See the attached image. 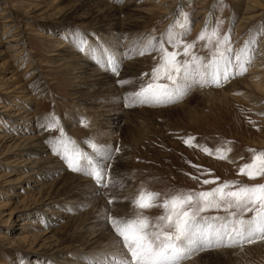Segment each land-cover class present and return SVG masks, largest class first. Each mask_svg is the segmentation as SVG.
I'll use <instances>...</instances> for the list:
<instances>
[{"label":"rangeland","instance_id":"1","mask_svg":"<svg viewBox=\"0 0 264 264\" xmlns=\"http://www.w3.org/2000/svg\"><path fill=\"white\" fill-rule=\"evenodd\" d=\"M84 1L92 5L89 0ZM106 1L118 6L126 2ZM158 1L135 0L130 6L131 10L125 12L124 17L141 20L140 25L139 22L133 25L132 33H124L131 37L128 44L129 38L120 39L117 32L111 31L114 21L108 22L104 31L92 26L89 13V17H79V21L71 22L68 18L71 12L67 8L70 0H0V28L6 25L7 19L10 25L8 33L0 38V135L8 132L5 129H9L8 123L12 115L17 113L16 109L31 108L28 110L32 114L28 118L30 131H15L25 137L34 136L39 139L42 145H47L45 149L50 151L43 157L50 154L63 165L62 174L60 172L57 178L62 177L65 182L55 183L56 186L52 187L46 185L43 190L53 193L57 209L63 212L62 218L67 215L71 217L67 225L63 224L64 221L56 220V224L47 223L41 212L45 208H33L40 182L31 183L27 187L20 179L24 167L19 165L23 160L29 161L33 157L22 154L10 158L9 155H3L2 151L0 177L14 173L11 178L20 180L13 183L16 186L12 188H2L0 183V264H87L83 260L85 255L103 253L106 249L107 253L110 252L106 236L111 233L116 240L119 237L106 217L135 216L136 209L129 201L141 188L167 193L179 189L207 190L214 186L202 185L192 179L193 176L201 180L219 177L221 181L264 183V177L250 180L247 176L238 175L239 167L248 162L251 156L247 149L264 150V94L258 91L249 93L234 83L236 79L247 80L246 74L249 71L246 76L231 79L221 87L194 86L182 100L172 104L126 106L129 102L124 99L127 94L138 90L141 83L148 82L150 77L142 74L150 73L158 60L156 52L140 56L130 51L148 36L159 38L170 24L182 18L181 10L188 13L191 20V32L186 36V42L196 41L206 22L214 25L222 21L221 36L229 33L233 48L239 49L249 38L250 30L255 31L264 25V6L252 10L248 8L251 0H204L201 9L210 10V21L207 17L201 23L202 15L196 13L198 3L195 0H181V4H176L170 14L160 9ZM86 9L91 10L88 7ZM243 18L245 21L238 25ZM63 27H67L68 32L61 45L62 39L59 36ZM13 32L21 33L24 38L12 40L16 36H11ZM73 33L84 34L90 45L98 47V56L101 58L106 55L104 49L113 52L112 48L115 47L117 50L113 53L121 57L123 63L119 75L102 68L95 60L80 52L71 42L72 39L68 40ZM258 40L263 42L264 37ZM13 45L20 47L18 55V50L16 53L10 51ZM203 45L204 41H196L192 51L208 60L210 50ZM166 47L172 50L170 45ZM68 48L75 50V57L79 58L85 68L87 79H84L85 86H80L79 90L71 84L65 71V63L73 60L74 55L67 54L64 57V52L60 50ZM124 54H129L131 58H123ZM90 67H96L102 73H91ZM121 80L131 83L122 86L118 83ZM77 95L83 96L76 99ZM52 116L57 118V126L53 129L43 127ZM60 129H63L64 140L74 141L76 147L90 154L92 150L89 141L113 149L111 160L106 162L109 166L107 187L96 183L90 176L72 171L66 161L53 152V142L61 136ZM10 131L9 134H13L14 131ZM189 135L196 138L197 144L213 150L221 145L230 147L232 151L228 153V160L217 159L207 155L201 148L185 145L183 138ZM226 141H231V144H225ZM117 148L118 152L115 151ZM192 164L202 166V169H211L212 172L201 176ZM70 176L92 180L93 185L101 190L100 193L92 196L82 182L75 187ZM31 188L35 190L34 194L29 190ZM5 189H8L6 194ZM110 199L114 201L112 204L108 203ZM27 205L31 210L25 211ZM161 211L160 208H153L146 211L145 215L156 217ZM212 214L226 215L223 211L208 213ZM54 227L60 233L50 231ZM45 232L44 237L51 236L50 239H35L34 235ZM94 236L98 238L96 242ZM49 243L51 250L43 251ZM204 251L200 264H264V241ZM226 251H233L234 259L222 255ZM212 252L218 254H209Z\"/></svg>","mask_w":264,"mask_h":264},{"label":"snow or ice","instance_id":"2","mask_svg":"<svg viewBox=\"0 0 264 264\" xmlns=\"http://www.w3.org/2000/svg\"><path fill=\"white\" fill-rule=\"evenodd\" d=\"M181 17L170 24L159 38L148 36L131 50L140 56L156 52L158 60L150 73L142 74L150 77L148 82L141 83L138 90L124 97L129 102L126 106L176 103L194 86L221 87L247 73L255 59L258 38L264 37V25L255 31L250 30L244 44L234 49L230 34H220L222 21L214 25L206 22L196 38V41H204L203 46L210 50V59L205 60L192 51L196 41L186 42V36L191 32L188 13L181 10ZM71 42L99 66L119 75L121 57L108 49L103 50L106 53L104 57H99L98 47L90 45L82 33H73ZM166 45H170L172 50ZM123 58L131 56L124 54ZM118 83L123 86L131 82L121 80ZM57 123V118L52 116L43 127L53 129ZM60 131L61 136L53 142V152L60 155L72 171L90 176L96 183L107 187L105 181L109 166L106 162L111 160L113 149L89 141L92 150L89 154L76 147L74 141L64 140L63 129ZM195 141L191 135L183 138L185 145L201 148L207 155L220 160H228V153L232 151L224 145L213 150ZM225 144H231V141ZM247 151L251 156L239 167L238 175L247 176L250 180L264 177V150L249 148ZM192 167L200 171L201 176L212 172L199 165L192 164ZM192 179L202 185L214 186L207 190L179 189L167 193L141 188L129 201L136 209L135 216L106 217L119 237L113 250L85 255L83 260L87 264H183L194 254L207 249L264 241V183L221 181L219 177L201 180L193 176ZM113 202L111 199L108 201L109 204ZM153 208L162 211L156 217L145 215ZM220 211L226 215H208Z\"/></svg>","mask_w":264,"mask_h":264},{"label":"bare ground","instance_id":"3","mask_svg":"<svg viewBox=\"0 0 264 264\" xmlns=\"http://www.w3.org/2000/svg\"><path fill=\"white\" fill-rule=\"evenodd\" d=\"M134 1L135 0H126V2H124V4L118 6L115 3H113V2L110 3V2H108L106 0L105 1L104 0H89V4H90V2H92V5L89 6L88 5V2H85L84 0H73V1L70 0V3H68L69 6L67 8H68L69 12H71V16L68 17V18L72 20L71 22H75V21H79V17H81V18H83L85 16L86 17H89V14H90L91 17H92L91 18L92 26H94L95 28H97L99 30H103V31L105 30L104 29V26L107 25L108 22L114 21V23L111 26V31L117 32L121 36L120 39L121 38L125 39L127 36L124 35V33H127V34L128 33H132L131 28H134L133 25H135L137 22H139V25H140V21H141L140 19H139L140 20L139 21L136 18H132L131 19L129 17H124L125 12L131 10L130 9L131 8L130 6H131V4ZM251 1L252 2L249 4V7H248L249 9L255 10L256 8H259V7H263L264 6V0H251ZM114 2H117V0H114ZM181 2H182L181 0H159L158 3H157V5L160 7V9H163L165 12H169V14H170L173 11V8L175 7V5L177 4V6H178L179 4H181ZM195 2L198 3V4H196V8H197L196 13L198 15H202L201 23L204 21L203 19L204 18L207 19V17H208V22H209L210 21V10H207V9L206 10H202L201 9L204 6L203 5L205 3L204 0H195ZM86 7L90 8L91 10L88 11L86 9ZM64 8H65V6H64ZM81 9H83L84 11L80 12L79 10H81ZM1 14H4V12L1 13ZM253 17H254V15H253ZM244 21H245V19L243 18L242 20L239 21L238 25L239 24H242V22H244ZM198 24L201 25L200 23H198ZM9 28H10V25H9V22H8V19H7L6 25L1 26V28H0V30H1L0 31V38H3L4 35L8 33V31L10 30ZM61 29L62 30H60V36H59V38L62 39V41H60L61 42V45H62L64 37L67 36L68 28L67 27H63ZM18 31H19V29H18ZM15 34H16V36H13ZM20 35H21V33L17 34L16 32H13L11 34V36H13L12 37V40H17V39L22 40L24 38V36H22V35L20 36ZM69 35H70V33H69ZM46 36H47V34H46ZM127 38H129L128 44H130L131 37L129 36ZM69 39H72L71 36H70V38H68V40ZM126 44L127 43H125L124 45H126ZM10 46H12V45H10ZM256 46H257V51L255 53V59L253 60L252 64L249 66V68H248V71L249 72L247 71L248 73L246 74L247 75V78H246L247 80L236 79L234 81V83H236L238 86H242V88H244L249 93H253V91H258V92H261L262 94H264V79H263L264 77L262 78V76H263L262 74H264V41L262 42V40H258V43H257ZM72 47H73V45H72ZM64 48H65V46H64ZM112 49H113L112 50L113 52H115L117 50L115 47L112 48ZM128 50H129V48H128ZM10 51H13V52L17 51L18 52L17 55L21 52L20 47H18L17 45L16 46L13 45V47H12V49ZM60 51L64 52V54H62V55H65L64 57H67V54L69 56L70 55H74L73 60H71V61L68 60V62L65 63L66 64L65 71H67V73H68V75L70 77L71 84H73L76 87V89L79 90L80 89V86H85L84 79H87L85 77V68L83 67L82 64H80L79 58L78 57H75V54H74L75 53V50H73L72 48H68V50H62L61 49ZM11 54H12V52H11ZM90 71H91V73L92 72L102 73L100 71V69H98L96 67H90ZM257 73H261L262 76L260 74H257ZM243 78H245V77H243ZM18 88L21 89L20 87H18ZM0 89H2V88H0ZM82 96L83 95H77L76 96V99H79ZM30 109L31 108H25V109H23V107H20L19 109H16L17 110V113L14 114V115H12L11 120L8 123L9 129L8 128L5 129L8 132H3L0 135V153L3 151L2 154L3 155H9L10 158L20 157L22 154H26L28 157H31V156L33 157L29 161L23 160V163L19 165V167H22V168L24 167L23 168L24 169V174H21L22 176H21L20 179L23 182H25V185L27 187L28 186L30 187V184L31 183H35L36 184V182H40V184H41L39 186L40 188L36 192V194L38 195V197L35 198L36 199V201H35L36 204L33 205V208H36V207L38 208L39 207V210H41L42 208H45V209H42L41 212H43L44 217L48 221L47 223L50 222V223L56 224L57 223L56 221H58V222L59 221H64L63 224L67 225L69 223L71 217L69 215H67V216H65V217L62 218V213L63 212H61V210H58L57 209V200L55 199L53 193L50 192V191L45 192L43 190L44 186H46V185L52 187V185L53 186H56L55 183L60 182L59 184H62V183L65 182V180H62L61 179L62 177L61 178L60 177L57 178V175L60 172L62 174L63 165L61 164V162L58 161L59 159L58 160L56 159L57 157H55V156H52L50 154H47L46 157H43L48 152L47 151L48 149H45V148H47L46 147L47 145H42L43 142L41 143V141L39 139L37 140L36 137H34V136H32V137H25L24 135H21V134H19V132L15 131V129L21 130L24 133L30 131V127L28 126V123H29L28 118L29 117H32V114H30L29 111H28ZM0 113H1V111H0ZM28 114H30V115H28ZM22 128H26L27 130L24 131ZM10 130H13L14 131L13 134H9V133L12 132ZM1 156H0V158H1ZM1 164L6 165V164H8V162L7 163L6 162L5 163L2 162ZM12 174H14V173H12ZM12 174L6 175V177H4V176H1L0 177V183H1V186H3L2 188H4V187L12 188V186H16L13 183L19 182L20 179H12L13 177L11 178V175ZM49 178H51V179L49 180ZM69 179H71L73 181V185L75 184L74 185L75 187L77 185H79L78 183H81L82 182L83 183L82 185L83 186L85 185L90 190V194L92 196H95L96 194L100 193V191H101L98 187H95L93 185L94 182L92 180H88V179L86 180L84 178L82 179L79 176H75V177L74 176H70ZM82 185H80V187ZM32 186H35V185H32ZM83 186L81 188H83ZM6 190L8 191V189H5L4 190V194H6V192H5ZM29 190L32 193L35 192V190L34 189L32 190V188L29 189ZM1 193L3 194V192H1ZM8 204H9V202H8ZM28 210H31V208H28V205H27V206H25V211H28ZM102 212H104V211H102ZM89 213H90V211H89ZM48 218L51 219V220H49ZM100 223H101V221H100ZM105 229H106V227H105ZM105 229H103V230H105ZM52 230L55 232L54 234L60 233V230H57V227L52 228L50 231H52ZM98 230H101V229L99 228ZM45 235H46V232L43 233V234L34 235V237H35V239L38 238V240H40V241H45L46 239H50L51 238V236L44 237ZM95 236H97V234H95ZM96 240H98L97 237L94 238V242H96ZM54 241H56V240H54ZM63 241H65V240H63ZM106 241H107V243H106L107 244V247L108 246L110 247V252H111L113 250V245L117 241L116 240V237L112 236L111 233H110L109 236H106ZM86 242H88V241H86ZM50 244L51 243H49L48 246L46 245L44 247L43 251H46V252L47 251H50L51 250ZM88 244H89V242H88ZM103 248H106V247H103ZM92 249H95V248H92ZM85 250H88V249H85ZM238 251L239 250H237L235 252H238ZM204 252L205 251L198 252L196 255H194L193 257H191L190 260H188V261L185 260L183 262V264H200V258H202V255L201 254L204 253ZM208 252H211V251H208ZM103 253H107V249L106 250H103ZM42 254H44V252ZM209 254L217 255L218 252H212V253H209ZM233 254H235L233 251H230V252L226 251V252H223L222 253V255H225L228 258H233L234 259V256L235 255L233 256Z\"/></svg>","mask_w":264,"mask_h":264}]
</instances>
